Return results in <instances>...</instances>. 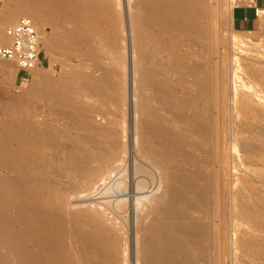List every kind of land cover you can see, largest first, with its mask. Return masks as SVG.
<instances>
[{
    "label": "bare ground",
    "instance_id": "bare-ground-1",
    "mask_svg": "<svg viewBox=\"0 0 264 264\" xmlns=\"http://www.w3.org/2000/svg\"><path fill=\"white\" fill-rule=\"evenodd\" d=\"M27 1L36 10L31 16L38 26L44 23L42 17L48 9L58 4V0ZM208 2L117 0V10L107 7L105 19L102 17L121 25V32L115 29L122 34L119 45L106 36L105 43L115 48L109 47L111 68L107 66L102 71L104 62L97 55L95 66L100 71L90 74V79L83 80L79 70L58 78L39 75L35 86L25 89L23 98L5 105L7 113L0 127V264H236L232 250L242 232L240 224L247 223L254 207L249 201L251 187L241 191L235 185L232 193L225 189L223 221L228 226L233 218L234 243L232 248L225 242L219 246L211 239L216 228L218 185L214 171L206 170L209 165L204 155L212 153L210 147L216 142L219 123L217 83L205 57L210 49L206 44L215 40L214 14ZM142 5L151 10L150 16L142 12ZM71 6L76 8L78 22L72 46L78 51L88 47L90 54L95 55L89 35L85 36L86 28L81 25L84 13L79 1ZM7 12L9 8L5 6L1 14ZM184 36L188 37L187 43L182 42ZM92 56L90 60L95 58ZM81 78L82 83L73 86L72 81ZM103 79L105 87L99 88ZM177 88L184 91L181 96L177 95ZM94 94L104 97L103 101L90 100ZM34 95L46 97L50 105L38 103ZM76 95L86 98H75ZM30 96L38 103L36 107L30 105ZM101 103L118 105L120 115L115 113V105L105 125L92 119L90 123L88 110ZM143 107L148 111L142 112ZM44 108L48 119L40 123L39 112ZM232 110V115L224 112L222 128L231 134L232 145L238 152L242 148L249 156L247 163L252 164L250 155L260 147L264 150V127L255 134L246 132L239 140L243 129L238 120L241 111L238 107ZM243 110L264 122V111L257 114L250 107ZM165 113L169 117L163 121ZM128 135H134L135 145L126 144ZM227 143L226 135L225 149ZM146 144L153 148L148 157L142 152ZM47 148L57 149L59 157L52 160L45 156ZM76 161H80L82 169L91 171L95 161L104 163L100 167L110 165L115 176L130 175L143 188L127 185L125 194H113L108 208L93 214L88 207L87 190L76 188L71 180L76 171L64 167ZM98 176L107 179L109 175L102 170ZM65 178L70 180L67 185L63 184ZM149 194L152 198H148ZM14 196L19 199L14 200ZM130 198L138 200V210L129 208ZM103 218H108L106 226H99ZM106 230L111 235L105 234ZM244 234L241 243L246 242L249 247L248 232ZM255 255L262 258L259 251Z\"/></svg>",
    "mask_w": 264,
    "mask_h": 264
},
{
    "label": "rangeland",
    "instance_id": "rangeland-1",
    "mask_svg": "<svg viewBox=\"0 0 264 264\" xmlns=\"http://www.w3.org/2000/svg\"><path fill=\"white\" fill-rule=\"evenodd\" d=\"M25 1L0 0V15H1L0 33H2L7 26L15 24L22 17L33 18L31 15L36 10L34 8H31V6H29L27 0ZM70 1L71 0L68 1L62 0L61 2V0H58V4L55 5L53 8L52 7L49 8L48 12H46L43 15L42 20L44 21V23L40 24V26L37 25L39 28L41 27L40 29L43 30L45 34V37L43 39V50L45 53V61L42 67L36 68L31 72L30 75L24 76L22 74H18V67L16 66V63L14 61L0 59V64H3V66L0 65V127L3 123L4 115L5 113H7V107L5 105L13 104L15 101L19 99V97L23 98L24 97L23 94H25V89H32L35 86L39 75L47 74L49 76L58 78L61 74L63 77L65 74H66L65 76H67V74L69 76V74L70 73L72 74L74 70H79L82 73V76L84 75L82 77L83 80L90 79L91 77L88 78L90 74H94L100 71V69H98L99 67L97 68L98 65L95 66L96 65L95 63L98 59L97 55H99L98 57H102V59L104 60L102 61L101 59V62H104L102 63L103 65L102 71H104V69L107 68V66L108 67L110 66L111 68L112 65L111 63L113 61L112 59H110V57L112 58L111 56L112 53L110 54L109 50L110 48L111 50H114L115 48L110 47L107 45V43H105V41H107L106 36L109 35L107 39H111L114 42H117L119 45V41L120 40L122 41L121 38L122 34L118 33L121 32V30H119L120 29L119 26L121 25H119V21L110 23L107 22V20L106 21L103 20L102 17H104L105 19V14L107 13L108 10L107 7L110 8L113 6L114 8L117 0L115 1L114 0L111 1L78 0L79 7L81 6L80 7L81 11L82 13L85 14V15L82 14L83 19L81 21V25L86 28L85 36L87 37L89 35L87 39L90 41V46L91 48L93 47L95 55L90 54L88 47L87 48L85 47L86 49L83 48L81 51L79 50L81 52L80 53L78 49H75V47H73L74 45L72 46V44H74L75 42L74 38L72 37L74 36L73 35L74 29L77 27L78 22L76 21V16H75L76 8L73 9L71 4L73 5V3H75L77 0H73L71 2ZM63 2L66 7L63 5ZM90 2L93 3L91 4ZM244 2L245 0H211V1L209 0L208 2L209 7L214 14L212 17V22L213 25L215 26V40L210 45L208 43L206 44V46L210 47V49L206 52L205 57H207L211 65L210 74L213 76V80H215V82L217 83L215 102H216L217 120L219 125H217L218 129L216 133V142L213 145V147H210L212 153L209 151L207 155H204L205 156L204 161L207 163V165H209L206 170L208 172L214 171L216 183L218 185L217 197L219 202L216 206V212H215L216 228L212 233L211 239L213 241H216V244L219 246H221L222 243L225 242L228 243L229 246L232 248L235 239L234 220L232 218L231 223H229L228 226H226L225 221H223V217L225 215L224 206H223L225 189L229 188L230 192L232 193V188H234L235 185L237 186V188H240L241 191L245 187H251L249 201L251 205L254 207V212L251 215V217L248 219L246 224H240V228L242 229V232L238 234L239 241L236 244V247L233 248L232 254L235 256L233 260H235L234 262L236 264H263L264 263V156L262 157V154L264 153V150L262 149V147L255 150V154L253 152L250 155L253 158V160L251 161L252 164H248L247 157L249 156L245 154L242 148H239V152H238L237 147L236 146L234 147V145H232L231 134H228L229 133L228 131L225 133L224 129L222 128L224 112L229 111V115H232L233 107L235 108V110L238 107V109H240L241 111L239 112L238 120L242 124L243 129H241L239 133V140H242V136L243 134L245 135L246 132L251 131L252 133L255 134L258 128L264 127V122L263 121L260 122V120H258L257 117H255L252 112L245 113V111L243 110L245 107H250L253 111L255 112L257 111L256 112L257 114L262 113V111H264V99H263L264 98L263 97L264 96V22L259 30L252 33H237L233 31L230 24V15L232 9L234 8L235 5ZM80 3L82 5H80ZM96 3L97 5H94ZM60 5L63 8H61ZM5 6L9 8V12L4 13L2 15L1 12H3V8ZM96 6L98 7L100 6V7L97 8ZM86 9L89 10L86 11ZM141 10L143 13H146L147 16H150L151 10L147 7V5H142ZM99 14L100 15L102 14L101 17ZM167 14L168 11L165 13V15ZM95 16H97V19ZM164 18L165 16L162 18V20H164ZM98 19L99 21H97ZM100 21H102L101 22L102 26L100 24ZM83 22L84 24H82ZM109 24L111 25L110 26L111 28L109 27ZM90 26H92V29H90L91 28ZM69 29L71 30L69 31ZM93 29L94 30L97 29V30L94 31ZM111 29H113L114 31ZM115 29H118L117 30L118 32ZM92 30L94 34H92L93 33ZM103 31L105 33H103ZM116 32L118 35L115 34ZM112 34L113 37L111 36ZM47 36L48 39L46 40ZM95 38L96 41H94ZM187 39H188L187 36L182 37L183 40L182 42L187 43ZM101 42H102L101 44L102 46L99 45ZM179 42L180 41L178 40L174 41L175 44H179ZM103 47L105 49L108 48L106 51L107 53L105 52V49ZM191 49L192 48H189L188 51H191ZM86 50H88V52ZM96 50L100 52L98 51L96 52ZM183 51H185V49H183ZM84 53L86 54V56L89 55L88 56L89 59L88 57L85 56ZM105 54H107V57H105ZM91 56L92 58L95 57L92 59L93 61L90 60ZM105 60H108L107 61L108 64ZM74 66H76V68ZM67 69H69V71H66ZM102 71L101 73H103ZM15 73H16V78L14 77ZM70 77L72 76L70 75ZM82 78L79 80L77 79L75 82L72 81V83H74L73 86H76V82L78 84H81L83 81ZM104 80L105 79H103V81ZM103 81L102 83L99 82V88L105 87L106 81L104 82ZM176 93L178 96H181L184 93V91L181 88H177ZM130 95L132 96L134 94L131 92ZM36 96L34 95L38 103L44 101L45 105L48 106L50 105L46 97L41 95H36ZM77 96L78 95H76L75 98H77ZM81 96H78V98L79 97L81 99L86 98ZM98 96L99 95H95L92 96L91 99L90 97L87 99L88 100L90 99L92 101H96L97 99L100 102L101 100L103 101L104 97L103 99H100L102 96H99L100 98H97ZM32 98L33 96H30L28 98V101L30 102V105L32 106L35 105L34 107H36L38 103L36 102L35 98L34 99ZM233 99H235V101ZM101 104L103 105L98 104L97 106H95L97 107L96 108L97 111H95V107H92L94 110L90 108L91 109L90 112L93 110L91 114L93 115L96 114L95 116L93 115L91 116L88 110V117H89L88 120L92 119V121L94 120L96 123H99L100 125H105L108 122L111 113L115 111L117 115L119 114L117 110L118 105L113 104L112 105L113 109H112L110 103L109 104L101 103ZM102 106L105 109H101ZM114 107L116 108L115 110ZM38 109H40V107H38L37 110ZM109 110L110 112L107 113ZM141 110L142 112L148 111L147 108L145 107H143ZM168 117L169 114L165 113L163 115V121L168 120ZM38 118H39L38 121L40 123L46 122L48 119V110L44 108V110L42 111L41 109ZM89 121L90 123L92 122L91 120ZM226 135L228 138L227 149L223 147V139L225 138ZM126 144L129 146H133L136 144V138L134 137V135H128ZM142 152L147 157L151 156L153 153V148L150 144H146L142 148ZM45 156H48L52 160H54L59 157V153L58 150L55 148H49V149L47 148L45 151ZM103 164L104 163L95 161L93 164L94 171H91L89 169H82L80 161L73 162L72 165L64 166L66 169L72 168L74 171H76V173L73 175L71 180L75 182L76 188L80 190H87L89 197L88 207L90 212L93 214L99 213L101 212V210L107 209L109 204L113 200L112 198L113 194H119V195L125 194L127 185H133L131 187H134L139 190L143 188L142 183H137V181L134 180L135 179L134 177L130 175L128 176L121 175L117 177L113 174L110 165L108 166L104 165V167H100ZM242 168L246 171V174ZM102 170H105L108 173L109 176L107 177V179L98 176V172ZM3 173H5V171H3ZM247 173H250L251 175L248 174L249 175L248 176ZM252 177L256 178L257 180L253 179ZM69 181L70 180H67L65 178L63 180V184L67 185ZM148 198H152V195L149 194ZM18 199H19L18 196H14V200H18ZM229 204L232 205V202H229ZM129 208L134 211L139 209V202L136 198H130ZM107 220L108 218H103L99 226H106L105 222ZM225 227H227L228 229H225ZM108 232L109 231L106 230L105 234L111 235V233ZM245 232H248L246 239H250L249 241L251 245L249 244L250 245L249 247H247L248 245H246V242L244 244L241 243L243 236L245 237L246 235L244 234ZM254 250L259 251L262 254V258L257 257L255 255ZM113 257L116 258L115 255ZM222 259L225 261V257H223V255H222ZM129 264H136V263H129Z\"/></svg>",
    "mask_w": 264,
    "mask_h": 264
},
{
    "label": "built area",
    "instance_id": "built-area-1",
    "mask_svg": "<svg viewBox=\"0 0 264 264\" xmlns=\"http://www.w3.org/2000/svg\"><path fill=\"white\" fill-rule=\"evenodd\" d=\"M43 39L44 32L34 19L22 17L0 33V59L14 61L18 72L30 75L44 65Z\"/></svg>",
    "mask_w": 264,
    "mask_h": 264
},
{
    "label": "crops",
    "instance_id": "crops-1",
    "mask_svg": "<svg viewBox=\"0 0 264 264\" xmlns=\"http://www.w3.org/2000/svg\"><path fill=\"white\" fill-rule=\"evenodd\" d=\"M263 22L264 0H245L244 3L235 5L231 11L230 24L233 31L237 33L255 32L261 28ZM18 74L21 73L18 72Z\"/></svg>",
    "mask_w": 264,
    "mask_h": 264
}]
</instances>
